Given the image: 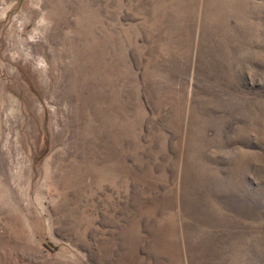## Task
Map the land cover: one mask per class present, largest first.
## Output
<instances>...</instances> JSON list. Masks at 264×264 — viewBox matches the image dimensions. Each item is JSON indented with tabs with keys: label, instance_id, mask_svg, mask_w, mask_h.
<instances>
[{
	"label": "rangeland",
	"instance_id": "374dc122",
	"mask_svg": "<svg viewBox=\"0 0 264 264\" xmlns=\"http://www.w3.org/2000/svg\"><path fill=\"white\" fill-rule=\"evenodd\" d=\"M0 264H264V0H0Z\"/></svg>",
	"mask_w": 264,
	"mask_h": 264
}]
</instances>
